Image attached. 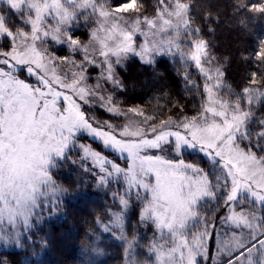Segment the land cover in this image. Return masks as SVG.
Returning a JSON list of instances; mask_svg holds the SVG:
<instances>
[{
    "label": "rangeland",
    "instance_id": "rangeland-1",
    "mask_svg": "<svg viewBox=\"0 0 264 264\" xmlns=\"http://www.w3.org/2000/svg\"><path fill=\"white\" fill-rule=\"evenodd\" d=\"M134 6L95 17L91 0H0V251L20 246L38 212L57 205L63 186L52 172L65 176L68 162L83 191L123 178L156 264H264V135L247 138L246 110L210 93L195 123L153 129L103 89H121L125 62L172 49L185 25L183 6L140 24L126 18ZM257 10L264 16V5ZM76 22L90 28L85 41L72 39ZM63 46L76 59L57 56ZM205 56L202 44L185 54L197 65ZM97 110L119 121L108 126ZM131 206L117 201L102 230L123 232Z\"/></svg>",
    "mask_w": 264,
    "mask_h": 264
},
{
    "label": "trees",
    "instance_id": "trees-1",
    "mask_svg": "<svg viewBox=\"0 0 264 264\" xmlns=\"http://www.w3.org/2000/svg\"><path fill=\"white\" fill-rule=\"evenodd\" d=\"M91 1L95 17H99V13H116L117 8L134 3V9L126 18L138 24L164 17L178 6L187 9L185 25L177 31L179 38L172 49L153 54L145 61L137 58L126 61L119 72L122 88L103 87L114 107L139 109L144 114L142 125L158 129L195 123L204 112L209 94L216 93L233 111L239 107L246 110L247 138L264 135V16L257 10L264 5V0ZM77 24L71 38L85 41L90 28ZM7 25L11 30L18 25L12 13ZM200 44L206 56L197 65L185 54ZM54 50L65 59L77 57L67 46ZM152 77L159 83L142 86L143 80ZM131 79L136 81L130 82ZM97 111L98 115L93 112L95 116L106 125L109 123L108 126L113 127L119 121L103 110ZM81 142L94 146L103 157L115 159L97 143ZM73 154L71 152L68 158ZM114 163L124 165V171H128L127 161L123 164L118 159ZM66 164L62 167L68 170L65 176L56 170L52 172L63 186L57 205L49 207L47 212H38L31 227L24 232L20 246L0 251V264H156L149 242L150 232L136 235L140 203H136L133 193L129 194L123 178L96 189L95 184L100 181L95 179L93 186L83 191L68 169L71 166ZM107 169L112 171L113 168ZM83 189L86 190L84 186ZM122 198L132 202L131 213L119 226L124 230H115L116 235L105 233L101 225L108 220L112 206ZM135 239L138 245L129 251Z\"/></svg>",
    "mask_w": 264,
    "mask_h": 264
}]
</instances>
